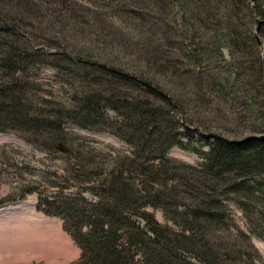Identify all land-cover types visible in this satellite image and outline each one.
<instances>
[{"label":"rangeland","instance_id":"rangeland-1","mask_svg":"<svg viewBox=\"0 0 264 264\" xmlns=\"http://www.w3.org/2000/svg\"><path fill=\"white\" fill-rule=\"evenodd\" d=\"M155 1L131 5L124 0H33L40 8L31 7L36 13L28 19L26 32L34 40L27 50L39 51L40 56L36 54L37 57L29 59L30 66L25 73L27 103L36 116L53 119L58 111L62 114L63 129L72 149L63 152L62 146H44V137L38 138V143H35L25 128L12 126L4 120L2 125L6 128L0 130V264L79 262L81 249L65 230L64 220L45 214L44 204L40 201H61L67 196H75L94 202L97 197L83 189L92 186L93 180L99 181L109 175L118 152L119 159L124 155L132 156L134 146L118 135L114 124L122 122L124 117L107 103L101 108L104 117L87 121L74 115L85 108L88 97L95 104H100L98 99L93 98L95 92L105 97L106 101L112 100L111 94L106 92V84L111 81H115L113 83L118 92L125 95L121 96L122 100L125 98L131 103L135 97L142 99L148 95L156 105L172 109L171 114L174 110L182 113L183 119L175 125L185 126L180 128L184 145L169 148L166 156L170 159L190 165L203 162L204 158L197 152H208V143L212 142L211 138L204 139V134L221 133L231 139H241L248 134L264 135V118L261 115L251 116L247 110L255 97L264 106V91H249V96L240 93V101L237 102L235 97L230 100L214 90L206 95L208 98H204L206 91L202 90L203 83L200 88L198 74L206 77V72L217 78L232 77V83H237L243 91L249 88L244 80L252 84L254 80L263 82L262 75H254L258 68L250 59H245L249 65L244 72L249 77H243V73L235 76L228 65V58L221 56L222 51L227 52L225 46L228 42L218 39L217 26L209 20V13L214 15V11L220 21L237 12L238 22L239 15L243 17V12L238 11L241 10L240 4L233 6L229 0H207L216 7L212 11L204 7V0H195L189 4L190 12L196 7L201 11L198 16L203 21L194 22L189 11L182 10L175 0H162L161 13ZM256 1L247 0V3L252 8ZM152 15L155 17L152 18ZM241 21L246 23L244 17ZM193 22L194 25H188ZM246 25H249V19ZM220 31H224L222 26ZM191 44H194L193 48ZM192 49L196 55L201 49V62L189 59ZM260 56L264 61V40L261 41ZM64 57L65 60H62ZM104 62L119 67L121 73H124L123 69L129 72L130 77L125 75L129 83L121 82L117 73L116 79L110 73V76L102 73L100 65ZM4 75L0 68V81H3ZM18 75L22 76L21 73ZM140 75L144 76V80L151 81L150 87H145L139 79ZM205 82L210 83L209 80ZM176 98L184 101L182 109L174 108ZM94 108L87 105V109ZM67 111L74 114L70 116ZM187 126H192L190 131ZM163 129L158 128L156 139H162L163 135L173 131L166 126L165 131ZM85 147L88 149L82 152L80 148ZM89 160L91 163L98 162L100 168L94 163L89 166ZM83 163L87 164L86 169L81 166ZM226 204L230 208L233 225L248 233L250 239L246 241L238 236L225 222L212 223L210 228L203 230L201 239L221 248L219 252L228 248L227 251L232 252L231 258L226 259L229 264L245 262L239 261V249L248 254L249 260L245 264H264V238L251 233L245 214L235 202L227 201ZM253 204L259 211L260 206ZM148 211L154 213L162 225L175 231L183 230L175 213L165 215L161 208L154 207H149ZM258 213L253 212L254 215ZM135 220L141 227L149 229L146 221ZM260 231L264 233V229ZM159 241L166 244L161 239ZM178 255L183 259L185 253L178 252ZM258 255L262 260L258 261ZM222 256L220 258L225 260L226 257ZM191 259L201 262L198 257L191 256Z\"/></svg>","mask_w":264,"mask_h":264},{"label":"trees","instance_id":"trees-1","mask_svg":"<svg viewBox=\"0 0 264 264\" xmlns=\"http://www.w3.org/2000/svg\"><path fill=\"white\" fill-rule=\"evenodd\" d=\"M124 1L132 5L145 4L149 0ZM157 1L154 4L161 13L162 0ZM194 1L175 0L182 10L184 8L189 11L192 21H203L199 19L201 11L196 7L190 12L189 4ZM204 1H201L204 7L214 11L216 7L211 6L207 0ZM229 1L233 6L240 4L241 10L238 11L243 12L246 23L249 19V25L241 21L243 17L240 15L238 22L236 21L237 12L231 13L221 21L217 18V12L214 11V15L209 13V20L217 26L218 39L228 42L225 46L227 52H220L221 56L228 58V65L235 76L243 73V77H249L244 72L249 65L245 59H250L255 68H258L254 75H262L263 82L254 80L252 84L244 80L246 87L251 89L248 88V91L244 92L237 87V83H232V77L217 78L208 72L204 75L206 77H202L200 73L198 75L200 88L203 83L202 90L206 91L204 98H208L206 95H210L214 90L227 99L232 100V97H235V101L239 102L240 93L249 96V91H264V61L260 56L261 41L264 40V0H255L257 3L255 2L252 8L247 0ZM31 7L40 8V5L34 4L33 0H0V68L5 73L3 81H0V130H5L6 127L2 124L6 119L12 126H21L26 129H23L25 132L29 131V138L33 142L38 143V138L44 137V146H62L61 151L67 152L72 146L69 147V140L63 129L62 114L58 111L53 119L36 116L27 103L25 73L30 66L29 59L37 57L36 54L40 56L39 51L27 50L34 40H31L26 32L29 28L28 19L36 13ZM182 18L185 21L184 13ZM194 22L188 25H194ZM221 26L224 31H220ZM192 37L195 39L196 35L193 34ZM192 46L194 44L190 47L193 48ZM201 53L200 49L196 55L192 49L188 57L199 63L200 56L203 55ZM62 60H65V57ZM100 68L105 75L110 73L116 79L117 73L121 82L129 83L125 76L130 77L129 72L124 69V73H121L119 67L107 62L101 64ZM19 73L22 76H19ZM143 78L144 76L140 75L139 79L144 82L145 87H150L151 81ZM206 80L210 83L207 84ZM113 82L115 81L106 84V92L111 94L112 100L106 101L105 97L95 92L93 98L98 99L100 104H95L93 99L88 97L86 101L84 99L87 103L84 109L75 114L73 111H67V114H74L77 118L87 121L94 120L96 117H104L101 108L107 103L124 117L122 122L117 121L114 124L118 135L134 146L132 156L124 155L119 159L118 152L117 160L114 161L107 177L99 181L89 179L92 186L83 190H89L97 197L94 202L75 196H67L61 201H40L44 204L45 214L64 220L65 230L80 247L81 256L77 264H229L226 259L231 258L232 252L227 251L228 248L219 252L221 248L213 247L206 243V239H201L203 230L218 222H225L230 230L237 232L244 240L250 239L248 233L233 225L234 220L227 201L235 202L245 214L251 233L264 238V233L260 231L264 229V135L248 134L241 139H231L221 133L204 134L202 137L211 138L212 142L208 143V152H197L204 158L203 162L190 165L170 159L166 156L168 149L177 144L184 145L183 133H180V128L184 125H175L183 119L182 113L173 109L171 114L172 109L167 110L156 105L148 95L142 99L135 97L131 103L125 98L122 100L121 96L125 95L118 92ZM180 100L176 98V102L173 101L174 108L182 109L184 101ZM87 105L96 109H87ZM247 107L251 116L261 115L264 118V106L256 97ZM165 126L173 128L172 133L169 131L162 139H156L158 128H164L165 131ZM191 127L187 126V130L190 131ZM198 133L201 134L202 130L199 129ZM82 149L80 148L84 152L88 147ZM93 163L100 168L98 162L91 163L89 160V166ZM81 166L87 168L85 163ZM168 180L173 183H166ZM253 203L260 206L259 211ZM149 207L161 208L165 215H178L177 222L183 230L175 231L159 223L155 214L148 211ZM255 211L259 212L258 215L253 214ZM135 218L146 221L149 229L141 227ZM160 239L168 246L163 245ZM178 252L185 253L183 259L178 257ZM238 252L239 261H245L241 264L248 262V254L242 249ZM218 253L226 257L225 260L221 259L222 255ZM191 256L198 257L201 262H194ZM259 260L262 258L258 255Z\"/></svg>","mask_w":264,"mask_h":264}]
</instances>
